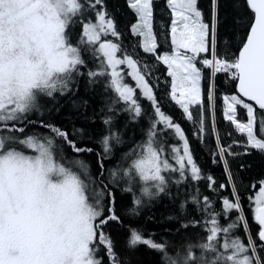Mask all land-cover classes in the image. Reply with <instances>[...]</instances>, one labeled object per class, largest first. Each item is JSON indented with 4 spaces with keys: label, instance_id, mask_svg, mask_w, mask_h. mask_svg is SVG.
Wrapping results in <instances>:
<instances>
[{
    "label": "snow or ice",
    "instance_id": "snow-or-ice-1",
    "mask_svg": "<svg viewBox=\"0 0 264 264\" xmlns=\"http://www.w3.org/2000/svg\"><path fill=\"white\" fill-rule=\"evenodd\" d=\"M97 5L100 7L96 12V24L83 23V34L89 44L98 41L100 33L119 35L113 19H105L103 0H87L89 8L95 10ZM166 6L171 13L167 33L170 50L165 41V49L157 51L155 0H127V7L135 14L131 34L139 37V47L144 53L166 66L167 76L171 78L168 95L182 109L184 117L196 124L198 132L193 135L203 140L206 120L211 121V134L215 137L212 163H217L218 156L228 184L232 186L231 199H222V214L229 218L234 210L238 215L221 226L220 213L214 209L212 200L204 195L201 204L197 188L189 198L198 211L202 210L204 225H210L207 242L198 245L207 251V256L201 251L194 257L192 246L195 242H188L186 255L174 258L165 251L168 241L161 243L142 238L134 229L127 243L129 246L142 243L163 253L165 264H189L190 261L192 264H264V255L260 254L264 253V178L259 180V190L250 197L252 218L258 225L255 233L260 242L258 247L246 221L228 161V157L240 155L232 146L241 142L232 140L231 144L223 145L216 126L219 97L224 121L231 122L236 131L246 135V144H242L245 152L251 148L264 153V0H209L207 14L199 0H166ZM83 10L84 5L78 0H0V264H129L117 258L115 236L109 238L113 222L118 223L120 218L113 192L116 182L126 178L127 184H133L132 169L140 181L151 182L152 191L149 186H141V196L132 197L127 213L135 215L142 205L141 197L154 198L165 193L169 181L179 186L189 178L198 182L202 176L185 133L161 110L152 89L137 71L138 62L127 54L122 59L117 58V43L105 41L96 49L111 70L108 73L111 79L105 88L114 90L125 104L123 110L136 120L141 106L134 100L133 90L121 83L122 77L117 71L118 65L126 64L141 93L151 101L157 119L147 131L142 154H126L137 157L130 167L109 168L110 174L105 176L104 160L110 151V138L121 142L112 132L111 136L102 137L103 155L99 156L95 176H88L86 168L84 178L57 168L56 174L63 179L58 183L48 179L52 171L49 150L53 141L46 137V143H37L25 131L27 125L38 124L49 129L77 153L93 151L90 147L78 146L67 130L43 120L28 119L33 110L41 113L42 105L38 102L41 96L56 101V94L72 91L76 78L85 74L81 71L85 60L80 49L73 46L71 33L65 31L72 15ZM229 32L234 37L231 47L222 50L221 38ZM221 73L228 89L234 85V93L218 89L216 81ZM86 75L92 83L105 75V69L101 66L98 71L88 70ZM202 82H206V105L202 99L205 91ZM115 103L113 100L112 104ZM112 104L108 105L109 111H112ZM193 106L199 109L198 122L191 111ZM238 110L246 113V122L238 117ZM257 110L261 138L254 133ZM111 120L112 117H105L103 123L108 125ZM158 125L174 130L183 142L182 155L175 145L171 146L174 164L169 160L165 145L157 140ZM17 141L34 149L36 154L30 156L15 150L13 145ZM75 163L81 162L76 160ZM207 181V187L216 192L213 176L208 175ZM224 187V183L219 184V188ZM122 190L133 191L131 186ZM186 203L187 200L181 202L180 208L184 209ZM241 224L247 236L246 243L238 235L225 239L219 246L213 243L219 233L227 237ZM199 225L200 221L194 217L186 222V226ZM137 264L142 261L138 260ZM149 264H159V261L150 260Z\"/></svg>",
    "mask_w": 264,
    "mask_h": 264
},
{
    "label": "trees",
    "instance_id": "trees-1",
    "mask_svg": "<svg viewBox=\"0 0 264 264\" xmlns=\"http://www.w3.org/2000/svg\"><path fill=\"white\" fill-rule=\"evenodd\" d=\"M78 2L84 5V10L72 15L66 32L71 33L70 42L73 46L80 49L81 56L85 60V66L81 68V71L85 74L76 78L71 86L72 91L64 95H58L56 101L52 99L39 100L38 102L42 105L41 113L33 111L28 114V119L43 120L60 127L62 130H67L70 138L78 146H87L92 148L93 151L77 153L67 142L56 137L49 129L41 128L38 124L27 125L25 131L42 143H46V137L52 139L53 152L62 161L75 163L76 160H80L79 172L84 177L85 168L88 176L97 174L98 159L100 155H103L102 137L104 135L111 136V133L115 132L120 137L121 142L117 143L110 138V151L108 157L104 160L105 176L107 177L110 174L107 169L122 167L129 158L126 154L135 153L142 148L141 146L147 140V131L151 122L157 118L155 117L152 103L143 98L138 90L135 91L134 100L141 106L142 111L136 120H132L129 113L123 110L125 104L119 100L114 90L110 87L105 88V85L110 81L106 66L99 53L96 52V44H89V42L83 41L82 34L83 23L94 22L96 12L100 6L97 5L94 10L87 6V0H78ZM199 2L207 14L209 12V0H199ZM155 3L154 35L158 40L157 51L165 49V41L168 50H170V37H168L167 33L168 26L171 23V13L167 10L166 0H156ZM103 6L107 13L105 19H113V26L119 34L118 37L107 36L105 39H110L112 42L117 43V56L123 57L127 54L138 62L139 71L152 89L153 96L161 110L172 118L173 123H178L181 126V130L185 133V139L189 143L190 153L202 170V176L198 182H193L189 178L185 183L177 186L169 181L170 186L166 192L154 198L143 200L142 205L138 206V214L135 215L127 213V208L132 206L131 200L136 193L133 191L124 192L122 190L125 187L123 180L117 181L113 187V192L120 218L118 223L113 222V227L109 231V238L112 239L115 236L114 250L117 252V258L125 259L129 261V264H137L138 260L142 261V264H149L150 260L165 264L163 253L152 250L142 243L134 246L128 245L127 241L130 239L131 230L133 229L142 238H152L154 242L161 243L168 241L165 251L174 258L178 255L181 257L186 255L188 250L187 243L195 242L193 243L192 251L194 252V257L198 256L202 251L198 245L199 243L207 242L206 234L210 225H204L203 212L202 210H197L189 198L190 195L195 194V190L198 188L200 193L198 198L201 204H203L202 197L204 195L209 196L213 202L214 209L220 213L218 222L221 226H225L226 223L231 222L238 215L234 210L230 212L229 218H225L222 214V199L224 197L231 199L232 186L228 184V177L224 172L223 164L219 162L218 156L215 158L217 163H212L213 157L211 153L215 150V137L211 134V121L206 120L207 131L203 140L193 135L194 132H198L196 124L184 117L182 109L168 95L171 78L167 76L166 67L162 63L155 61V58L150 54L144 53L139 47V37L131 34V24L135 22V14L127 7V0H103ZM222 11H224L223 8ZM233 39L231 32L223 35L221 38V49L230 48V42ZM101 66L105 69V75L95 78V82L90 83L86 75L87 71H98ZM223 76L224 74L222 73L218 74L216 81L218 89L234 93V85L228 89L224 83ZM202 83L205 88L202 99L206 105V82ZM113 100L116 101L115 104H112ZM109 104H112V111L108 110ZM217 104L220 107L217 108L216 126L222 144L227 146L231 144L232 140L241 142L240 145L232 146V150L240 152V155L228 157V161L232 176L236 181L235 186L240 195L246 221L259 247L260 242L255 236L258 231V225L255 224L252 218L253 205L250 197H253L259 190V180L264 178V153L251 148L245 152L242 146V144H246L244 135L239 134L229 121H224L222 99L219 97ZM191 111L194 120L198 122L199 109L193 106ZM257 112L255 130L259 126V110ZM105 117H112L108 125L103 123V118ZM238 117L246 121V115L243 110H238ZM75 129L80 131L76 132ZM161 129H163V125H158L157 140L165 145V150L169 153V160L174 164L175 162L171 160V146L175 145L181 154L183 152V142L175 135L174 130L163 129L161 133ZM256 134L261 138L257 131ZM17 143L13 147L16 150L18 149V151L24 150ZM81 165L84 167H81ZM165 175L168 174L165 173ZM208 175H212L214 178L216 192L207 187ZM220 183L225 184L223 189L219 188ZM185 200H187L185 208L181 209L180 204ZM193 217L200 221V225L186 226V222ZM233 235L240 236L242 241L246 243L247 236L243 232L242 224L227 237L225 234L219 233L213 243L219 246L225 239H229ZM219 250L223 251V249ZM260 254L264 255V253ZM209 258H211L210 254ZM189 264H192V262L190 261Z\"/></svg>",
    "mask_w": 264,
    "mask_h": 264
},
{
    "label": "rangeland",
    "instance_id": "rangeland-1",
    "mask_svg": "<svg viewBox=\"0 0 264 264\" xmlns=\"http://www.w3.org/2000/svg\"><path fill=\"white\" fill-rule=\"evenodd\" d=\"M156 1V0H155ZM92 24H96V19L94 20V22H92ZM67 28V27H66ZM65 31H66V29H65ZM82 34H83V31H82ZM107 36H112L111 35V33H107V34H105V33H100V36H99V40L98 41H96L95 42V44H96V49H98L99 48V45L101 44V43H104L105 41H111L110 39H105V37H107ZM87 41L88 42V40H87V37L86 36H84V34H83V41ZM112 42V41H111ZM114 43V42H113ZM99 56L101 57V59H102V61H104V58H103V55L101 54V53H99ZM116 56H117V54H116ZM117 58H119V59H122L123 57H119V56H117ZM104 63V62H103ZM105 66H106V69H107V73H109L111 70L110 69H108L107 68V65L106 64H104ZM165 66V65H164ZM166 67V66H165ZM167 69V68H166ZM117 71L119 72V74H120V76L122 77V80H121V83H124V84H127L128 85V87H130L132 90H133V98H134V96H135V91L136 90H138V92L140 93V95L143 97V98H145V99H147V97L146 96H144L142 93H141V90H140V88L139 87H137V82H136V80L135 79H133V77L131 76V75H129V72L131 71L128 67H127V65L126 64H121V65H118L117 66ZM137 71H139V68H138V66H137ZM140 72V71H139ZM141 74V73H140ZM142 75V74H141ZM110 79H111V77H110ZM145 82H146V80H145ZM147 83V82H146ZM57 96L59 95V94H56ZM43 99H51V98H48V97H43V96H41V98L39 99V100H43ZM148 100V99H147ZM148 101H150V100H148ZM151 102V101H150ZM33 111H35V110H33ZM32 111V112H33ZM245 115H246V113H245ZM246 122V121H245ZM231 123V122H230ZM255 125H256V123H255ZM255 125H254V133L256 134V131L260 134V132H259V126H258V129H256L255 130ZM234 127V126H233ZM235 128V127H234ZM238 132V131H237ZM239 133V132H238ZM239 134H242V133H239ZM242 135H244V134H242ZM257 135V134H256ZM244 137H245V139H246V135H244ZM258 137V136H257ZM1 138V137H0ZM259 138V137H258ZM25 139H26V137H25ZM35 139V141L37 142V143H42V142H40L39 140H37L36 138H34ZM6 143H8L7 141H5ZM18 142V141H17ZM17 142H15V143H17ZM17 145L21 148V149H24L25 150V152H24V150H19V151H21L23 154H25V155H35L36 153H35V150L34 149H32V148H29L26 144L25 145H20L19 143H17ZM16 150V149H15ZM17 151H18V149H17ZM54 150H53V147L49 150V152H50V156H51V164H52V171L49 173V176H48V179L51 181V182H53V183H58L61 179H63V176H59V175H57L56 174V172H57V168H63V169H65L66 171H68L70 174H73V175H77V176H79V177H81V178H84V176H82V175H80V172H79V164H76V163H74V162H64V161H62L60 158H59V156H57V155H55V153L53 152ZM136 154H142V148H140V149H138L136 152H135ZM183 154V152H181V155ZM137 157H136V155H132L131 157H129L128 158V160L126 161V163H124V165L122 166V167H130L131 166V164H132V161L134 160V159H136ZM131 175H132V178H133V184H131V185H129V184H127L126 183V178L125 179H122L123 180V183H124V186L125 187H129V186H131L132 187V189H133V192L134 193H136L135 195H137V196H141V193H140V187L141 186H149V188H150V191H152L153 189L151 188V182L149 181V182H142V181H140L139 180V177H138V175L135 173V170L134 169H132V171H131ZM121 176H122V173H121ZM136 190V191H135ZM255 195V194H254ZM141 199H142V201L143 200H146L147 198L146 197H141Z\"/></svg>",
    "mask_w": 264,
    "mask_h": 264
},
{
    "label": "clouds",
    "instance_id": "clouds-1",
    "mask_svg": "<svg viewBox=\"0 0 264 264\" xmlns=\"http://www.w3.org/2000/svg\"><path fill=\"white\" fill-rule=\"evenodd\" d=\"M202 251H204L205 252V255L207 256V251L206 250H202Z\"/></svg>",
    "mask_w": 264,
    "mask_h": 264
}]
</instances>
